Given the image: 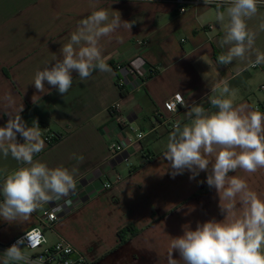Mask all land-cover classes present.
<instances>
[{
	"label": "crops",
	"instance_id": "0c3cea01",
	"mask_svg": "<svg viewBox=\"0 0 264 264\" xmlns=\"http://www.w3.org/2000/svg\"><path fill=\"white\" fill-rule=\"evenodd\" d=\"M99 9H106L110 19L120 14L133 22L130 30L120 27L100 41L110 71H94L83 81L73 72L72 86L63 96L47 82L45 92L37 91L35 73L53 62L54 55L59 58L79 21ZM215 15V6L177 0H0V126L23 105L22 119L30 127L38 123L45 142L34 161L78 169L76 188L67 197L42 203L27 220L8 223L0 218V246L36 227L46 210L63 204L71 211L44 230L46 245L65 238L91 264H167L171 240L183 235L184 227L194 230L197 223L224 219L219 195L206 183L207 172L194 179L187 170L171 176L163 153L172 129L157 119L167 115L165 103L173 95L187 105L216 111L209 101L219 91L212 89L217 84L222 88L225 81L234 90L230 98L235 106L264 113V63L253 67L257 51L264 53V31L259 30L264 0L247 21L257 35L243 61L218 63L228 46H220L224 30ZM152 69L156 74L150 76ZM120 79L127 81L125 95L117 85ZM113 105L131 129L115 122L109 113ZM186 111L179 116L183 123L189 122ZM138 132L145 137L129 146ZM48 135L62 139L50 145ZM17 141L24 142L19 134ZM113 143L128 149L113 155ZM73 154L83 155L84 161L78 163ZM24 166L0 155V184ZM117 174L122 180L104 188ZM229 175L245 179L264 199V168ZM129 226L138 234L121 243L118 232ZM3 258L0 252V264ZM173 258L179 259V253L173 251Z\"/></svg>",
	"mask_w": 264,
	"mask_h": 264
},
{
	"label": "clouds",
	"instance_id": "9594fccd",
	"mask_svg": "<svg viewBox=\"0 0 264 264\" xmlns=\"http://www.w3.org/2000/svg\"><path fill=\"white\" fill-rule=\"evenodd\" d=\"M211 0H204L205 4ZM260 0H215V21L224 36L220 46L227 51L218 57L220 65L243 61L253 48L257 33L249 29L247 21L256 16ZM133 22L124 21L120 14L111 19L106 9L93 11L79 21L67 43L60 48V57L34 77V87L45 92V82L62 96L73 82V72L81 81L94 71L108 72L110 67L102 54L100 41L120 27L131 29ZM264 31V22L259 25ZM255 64L264 63V53H256ZM210 98L216 111L206 110L202 104L183 105L187 108L189 122L177 120L169 133L163 158L169 162L171 176L185 170L194 179L207 172L206 183L219 195V207L225 213L222 221L215 219L189 225L183 235L171 240L167 264H264V199L249 189L245 179L230 176L238 169L255 173L264 168V113L246 111L245 105H234V90L227 82L217 84ZM9 106L14 101L8 98ZM23 105L8 114L7 123L0 126V155H9L24 167L8 173L0 184V218L8 223L27 220L42 204L60 200L74 192L75 173L64 166L49 168L44 162L34 161V155L43 151L45 142L38 123L28 126L22 119ZM23 143L17 141V135ZM78 163L83 155L73 154ZM226 201V203H222ZM239 205V207H238ZM28 243L31 245L30 237ZM23 239L13 243L3 252V264H36L23 251ZM173 251L179 259L173 258Z\"/></svg>",
	"mask_w": 264,
	"mask_h": 264
},
{
	"label": "built area",
	"instance_id": "2783aa9c",
	"mask_svg": "<svg viewBox=\"0 0 264 264\" xmlns=\"http://www.w3.org/2000/svg\"><path fill=\"white\" fill-rule=\"evenodd\" d=\"M179 4H205L204 0H177ZM208 6H215V0H211L210 3L205 4ZM181 12L185 11V7H181ZM253 67H258L257 64H253ZM152 73V71H151ZM119 85L125 87L127 81L125 79H120L118 81ZM264 90V86L261 87ZM183 105H187L186 102L178 95H173L169 97L165 103V109L167 115L159 114L157 116L159 124L163 126H168L172 129L173 124L179 120L181 113L187 110ZM110 115L113 117L115 122L120 127H131L124 120L121 110L118 105H113L109 110ZM145 137L143 132L136 133L132 138L129 139V146H133ZM53 136L48 135L47 141L50 143ZM111 151L114 154L127 151L128 147H125L118 143L111 144ZM120 174L116 175L114 182H107L104 184V188H111L115 183L122 180ZM71 211V208L66 207L63 204H58L46 210L44 213L39 215L38 225L33 229H30L23 235L11 240L6 245L0 246V252L3 253L9 246L16 243L18 240L23 239L25 245L23 246V251L30 258L36 262V264H91L67 239L60 238L56 243L51 246L46 245L47 241L44 235L45 229H52L61 217L67 215ZM30 237L31 245L28 243V238Z\"/></svg>",
	"mask_w": 264,
	"mask_h": 264
},
{
	"label": "trees",
	"instance_id": "16d2710c",
	"mask_svg": "<svg viewBox=\"0 0 264 264\" xmlns=\"http://www.w3.org/2000/svg\"><path fill=\"white\" fill-rule=\"evenodd\" d=\"M154 74H156V71L152 69V73L150 76H153ZM117 85L121 91V94L125 95L126 94L125 88L123 86L119 85L118 82H117ZM61 139H62L61 135H54L52 138V141L49 144L50 145L56 144V143L60 142ZM137 234H138V231L136 229H134L133 227L129 226V227L124 228L118 232L119 241L121 243H124V242H126L127 236L129 238V237H133Z\"/></svg>",
	"mask_w": 264,
	"mask_h": 264
},
{
	"label": "rangeland",
	"instance_id": "374dc122",
	"mask_svg": "<svg viewBox=\"0 0 264 264\" xmlns=\"http://www.w3.org/2000/svg\"><path fill=\"white\" fill-rule=\"evenodd\" d=\"M50 235H48V237H49Z\"/></svg>",
	"mask_w": 264,
	"mask_h": 264
}]
</instances>
